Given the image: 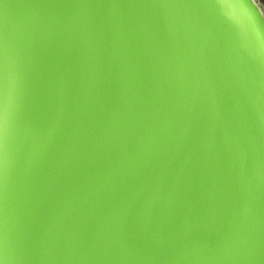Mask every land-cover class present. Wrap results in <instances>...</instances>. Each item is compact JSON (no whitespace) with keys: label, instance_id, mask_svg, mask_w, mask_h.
<instances>
[{"label":"water","instance_id":"obj_1","mask_svg":"<svg viewBox=\"0 0 264 264\" xmlns=\"http://www.w3.org/2000/svg\"><path fill=\"white\" fill-rule=\"evenodd\" d=\"M0 264H264L257 0H0Z\"/></svg>","mask_w":264,"mask_h":264},{"label":"rangeland","instance_id":"obj_2","mask_svg":"<svg viewBox=\"0 0 264 264\" xmlns=\"http://www.w3.org/2000/svg\"><path fill=\"white\" fill-rule=\"evenodd\" d=\"M257 2L259 3V5L262 7L264 11V0H257Z\"/></svg>","mask_w":264,"mask_h":264}]
</instances>
